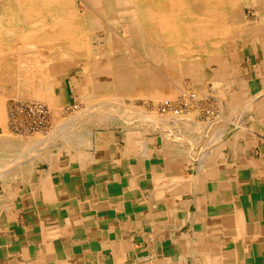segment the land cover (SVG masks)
<instances>
[{
    "label": "crops",
    "instance_id": "crops-1",
    "mask_svg": "<svg viewBox=\"0 0 264 264\" xmlns=\"http://www.w3.org/2000/svg\"><path fill=\"white\" fill-rule=\"evenodd\" d=\"M252 41L185 65L217 102L215 131L196 106L182 119L143 107L159 125L104 118L86 143L0 167V264H264V49ZM3 142L0 165L15 157Z\"/></svg>",
    "mask_w": 264,
    "mask_h": 264
},
{
    "label": "rangeland",
    "instance_id": "rangeland-1",
    "mask_svg": "<svg viewBox=\"0 0 264 264\" xmlns=\"http://www.w3.org/2000/svg\"><path fill=\"white\" fill-rule=\"evenodd\" d=\"M64 1L67 2V4L65 5H67L69 12L72 13L77 12L79 14H83L87 9V6L89 7V11L95 12L92 6H89L87 4V0H64ZM158 1L156 0L158 4L156 3L157 5L154 6L152 5V3H150L151 0H142L141 9H145V7L147 6L148 7L153 6L154 10L158 9L157 11H160L161 13H163V15L170 16V18H173L172 21L174 23L175 28L179 30V33L175 34L177 35L176 36L177 38H171V35L169 36L167 33H166L167 36L165 34L156 35L158 32L153 27V25L143 20H141V24H142L141 29L144 31V33L143 31L140 32V30H137L134 26L131 25L132 22L131 20L121 16V12L125 8L131 7V3H129V0H104L105 4L103 8V15L94 13L95 15L96 14L98 15L97 19L82 20L78 18L72 21V26H74L75 28L78 27L77 29L81 31L80 33L82 35L85 34L88 37L89 39L88 48L90 50L89 54L77 53L75 54L74 57H72V55L70 54L72 48L71 46H69V44H67V41H65L66 43L64 41H62L61 43L60 41H57V43L53 41L50 42L51 40L49 41V38H52V34L50 33H55V31L49 30L48 27L51 25L53 19L57 18L58 16H61L62 13L61 11H59L60 6L52 5L50 7H45L41 4V1L30 4L28 2H24V0H20V2H15V0H6V2L5 0H0V23L1 20L3 23V25L2 23L0 24V41H1L0 62L1 64L7 62V64H4V66H1L0 64V111H7V126H6L7 131L9 130L8 132L11 134L13 133L12 135L19 138V140L24 139V141L27 143H25L24 141L23 143L26 144L27 148H29L30 150H32L31 147L33 148V146H35L34 148H36L37 145L41 146L40 148L39 146L37 147L39 149H35L37 151L34 150L35 151L34 156L35 155L42 156L47 151V148L44 147L50 145V143H51L50 145L51 149H55V151L61 145L65 146L75 143L76 144L86 143L87 140L85 136H87L88 134L87 137L89 138L90 135L88 130H90L91 127L93 128L96 125V123L100 124V122L104 118L110 119L111 120L110 122H112L113 124H119L120 122L125 123L126 122L124 121L125 118L121 120L120 112L122 113L131 112L129 111L130 109L128 107L132 105L137 108H143L145 107V105L146 107L150 106V108L149 107L147 108V111H151L152 108L155 109L156 105H153V103H155L153 100L150 102L149 99L145 97H138V96L136 97L134 94L132 98L125 99V97L124 98L121 97L122 99L121 101L120 98L116 97L114 94L116 93L114 91V87L118 85V83L114 82L113 80L114 78L112 79L113 81L110 82L111 85L113 86V90L110 88L107 89L108 90L107 91L106 89L103 88V86H108V84L106 85L101 84L102 88L100 89V91L95 90L90 97H88L87 95V85L92 80L94 79L97 80V78L98 79L100 78L95 75L97 74L96 70L103 68L104 65L106 64L105 66L107 67L106 70H108L107 71L108 75L112 73H119V72H124L125 70H129V72L133 74V79H134V76H137L139 78L140 74L143 73L144 76H146V78H143V80L144 81L147 80V82H144L143 84L139 82V84L137 83V85L133 83V86L134 88H136V86L137 88H139L142 85H144L145 87H150L154 82H156V77H154L153 75L154 72L157 71V69L154 68L155 66L153 67L154 62H152L151 65L150 61L148 60L147 62L145 61V59L143 58L145 54L143 53V51H141L140 49L141 46L137 40H140L139 38H142L141 40L145 43L144 47L147 48L148 45L150 46L152 45V43L153 44L157 43V40L159 41L157 37H160L161 40L163 39L162 43L164 42V48L167 50V54H168L167 57H169L168 59L171 62L169 67H159L160 71L165 75L163 76L165 85L170 87V89L176 95V96L171 95V99L168 98L169 101L171 100L173 104L176 103L175 105L179 109L183 108V111H185V113L186 111H188V109L189 110L193 109V107L196 106L195 109L197 111L200 110L202 112L200 116L201 118L205 119L207 124L210 125L212 122H215L210 120L211 118L208 116L209 111L219 110V108H216L218 106L214 96L208 93L200 94L195 91V88L192 87L191 80L186 75L185 65L188 62L198 63L199 60L204 63L206 57L211 56L214 53L219 55H225L232 48L247 46L252 40L255 41V37L252 36L254 31L257 30L261 31L264 37L263 34L264 15L262 14V17H260L250 6L240 4L238 5L239 8L238 6L237 8L241 15V20L246 22L248 25H245L242 28L240 27L236 28L234 26V28L232 29L230 27L228 30L224 29L225 31L221 29L222 31L220 30L219 33L215 35L214 34L211 35V37L207 39L208 40L207 42V40L203 41L202 40L203 38L199 39V37L195 35L198 30L202 31V28L197 29L193 26V24L200 22L199 27L203 26L202 23L203 20H201V18L207 17L205 16V14L206 12L209 11L208 8L211 5L210 3L212 2L206 4L204 2L205 0H190V1L182 0V2L184 3H182L180 6L178 4H175L170 7L168 3L166 4L162 0H158ZM185 3L187 6L185 5ZM30 8L33 10V13L32 14L30 13L28 15L25 11H27ZM48 10L50 13L48 12ZM224 11H225L224 13L226 14L224 16H228L229 10L226 11L225 9ZM43 16H45L46 20L44 19ZM25 18L27 22L25 21ZM10 23L13 24L11 25ZM96 24H101V27L99 28V26L98 25L96 26ZM186 24H191L193 26L191 28V35L186 34L182 31V29L185 27ZM146 25L149 26L150 28L147 27ZM219 27L220 24L217 21L213 20L212 23H208L207 28L211 31H214V29H216L217 31L218 29H220ZM19 33L21 34V36ZM16 35H18L19 37H17ZM8 37L10 38V40ZM15 37H17L18 39ZM24 37H26L24 40L25 42L22 40V38ZM15 39H17L16 42ZM211 40L215 41L217 45L214 43V45L216 46L213 47L211 45ZM229 40H232V42H234L233 45L235 46L228 47L227 42H229ZM45 42L47 44H45ZM15 43L17 45H14ZM251 43H253V41ZM63 45H66V47H64ZM108 47L110 48L108 49ZM181 49H185L184 51H186V53L183 52ZM215 49L216 52L214 51ZM16 51L18 52L16 53ZM30 51L32 53H30ZM28 52L30 54H28ZM148 63H149V67L147 69L145 64ZM178 65H180V67ZM94 85L95 84H93V86ZM29 86H31L30 89ZM208 87L212 88L213 85ZM44 88H47L49 90L48 92L50 93L51 99L53 101L52 106H49L45 101L42 102L39 100L36 101V99L33 98L32 95L33 93L39 92V90L42 91L44 90ZM177 90L178 92L176 93ZM48 92H46V94H48ZM120 95L123 96L124 92L121 93ZM193 95L194 97L196 96L197 98L196 97H195L196 99L190 98V96ZM216 98L218 99V97ZM172 99L174 101H172ZM25 100L27 103L25 102ZM181 100L186 101L187 103L186 107ZM112 102L113 103L115 102L116 104H113ZM21 103L23 105H21ZM27 104L28 106L30 104H40L43 107L44 111L46 112L48 111L47 120L49 119V121H47L42 126L38 125L39 121L36 116L37 112L31 113L30 112L31 109L28 108ZM117 104L120 106L118 107ZM89 105L93 107H97V105L98 106L101 105V108H99L100 111L98 109L93 110V108L89 107ZM107 106H109L110 108L111 107L119 108L122 109L123 111L122 110L118 112L111 111V109H109V107ZM155 113L159 115L157 111H155ZM88 114L89 116H87ZM85 115L88 117V121L90 119L89 117H92L90 123L89 122L86 123V119H83ZM129 115L130 114H128V117ZM33 116H35L34 122H32ZM160 116L164 117L170 115H160ZM67 118L68 120L66 121ZM62 120L65 122H63ZM98 120L101 121L99 122ZM68 121L69 123L70 121L73 122L70 123L71 126L75 124L73 126L74 130H72L73 127L72 129L70 127L66 128V123ZM82 122H85L86 124ZM77 133L79 134L77 135ZM38 134L41 135L38 138H36ZM44 139H45V144L43 142ZM35 142L36 143L39 142V143L36 144ZM30 143H34V145L32 146ZM24 144L21 145V147L18 148L15 147L17 150L14 156L16 155L18 156V151L22 152V150L25 148ZM42 144L46 146H42ZM12 159L13 158L11 157L9 161L10 163L11 161H13ZM1 163H2L0 166L1 168L2 167L7 168L8 165H10V163H8V159H4L3 162ZM4 163H6L5 164L6 166H4ZM12 163H15L17 170L20 169V166H18L19 163L17 162L16 158H15V162L13 161Z\"/></svg>",
    "mask_w": 264,
    "mask_h": 264
},
{
    "label": "bare ground",
    "instance_id": "bare-ground-1",
    "mask_svg": "<svg viewBox=\"0 0 264 264\" xmlns=\"http://www.w3.org/2000/svg\"><path fill=\"white\" fill-rule=\"evenodd\" d=\"M41 1V4L43 5V6H45V7H50V6H52V5H58V6H60V8H59V11H61V16H58L57 18H55V19H53L52 20V23H51V25L48 27V29L49 30H51V31H55V33H50V34H52V38H49V41L50 42H55V43H57V41H60V43L62 42V41H67V44H69V46H71V48H72V51H71V55H72V57H74L75 56V54H80V53H82V54H89V52H90V50H89V39H88V37L85 35V34H81L80 32V30H78L77 28L78 27H74V26H72V21H74V20H76V19H78V18H80V19H82V20H86V19H97V14L95 15L94 13H98V14H101V15H103V8H104V0H87V4L89 5V6H92V8H93V10L95 11V12H92V11H89V7L87 6V9L85 10V12L83 13V14H79V13H77V12H75V13H72V12H69V10H68V8H67V5H65V4H67V2H65L64 0H24V2H28V3H30V4H32V3H35V2H40ZM141 1L142 0H129V3H131V7H128V8H125L122 12H121V16H123L124 18H127V19H129V20H131L132 22H131V25L132 26H134L137 30H140V32H142L143 30L141 29V20H143V21H147L148 23H151L152 25H153V27L156 29V31L158 32L156 35H161V34H165L166 35V33L170 36L171 35V38H177L176 36L177 35H175V34H178L179 33V30L178 29H176L175 28V26H174V23H173V21H172V19L173 18H170V16H166V15H163V13H161L160 11H157L156 9L154 10L153 9V6H151V7H145V9H141L142 8V4H141ZM158 1V0H157ZM164 3H168L169 4V6L171 7V6H173V5H175V4H178L179 6L182 4V3H184V2H182V0H162ZM190 1V0H189ZM5 2H6V0H5ZM15 2H20V0H15ZM159 2V1H158ZM158 2H156V0H151V2L150 3H152V5H154V6H156L157 4H158ZM187 2V1H186ZM206 4H208V3H210V2H212V3H210L211 5L209 6V11L208 12H206V14H205V16H207V17H204V18H201V20H203V26H201V27H199V24H200V22H197V23H194L193 24V26L195 27V28H197V29H199V28H202V31H197L196 32V36H198L199 37V39L200 38H203L202 40L204 41V40H207V39H209V37H211V35H215V34H217V33H219L220 32V30L221 29H229L230 27L233 29L234 28V26L236 27V28H242L243 26H245V25H248L246 22H244L243 20H241V15H240V13H239V11H238V8H239V6L238 5H240V4H244V5H246V6H250L260 17H262V14L264 15V0H205L204 1ZM14 3V2H13ZM73 3V2H72ZM110 3V2H109ZM157 3V4H156ZM112 4V3H111ZM185 5H186V3H185ZM11 6V5H10ZM27 6V5H26ZM187 6V5H186ZM208 6V5H207ZM237 6H238V8H237ZM8 7V6H7ZM6 7V8H7ZM15 7V6H14ZM158 7V6H157ZM189 7V6H188ZM221 7V8H220ZM223 7V8H222ZM28 8V7H27ZM41 8V7H40ZM77 8H78V6H77ZM76 8V9H77ZM174 8V7H173ZM5 9V8H4ZM185 9H186V7H185ZM226 9V11L227 10H229V15L228 16H224V15H226L224 12V10ZM12 10H14V9H12ZM23 10H24V8H23ZM43 10V9H42ZM51 10V9H50ZM68 10V11H67ZM243 10V9H242ZM40 11H41V9H40ZM186 11V10H185ZM7 12V11H6ZM28 15L31 13H33V10L30 8V9H28L27 11H25ZM46 12V11H45ZM44 12V13H45ZM48 12H49V10H48ZM243 12V11H242ZM50 13V12H49ZM59 13V12H58ZM181 13V12H180ZM20 14V13H19ZM37 14H39V13H37ZM228 14V13H227ZM8 15V14H7ZM10 15V14H9ZM13 15V14H12ZM27 15V16H28ZM40 15H42V14H40ZM198 15V14H197ZM2 16V15H1ZM19 17V16H18ZM38 17V16H37ZM44 17V19H45V16H43ZM191 17V16H190ZM23 18V17H22ZM27 18V17H26ZM26 18H25V21H26ZM263 18H264V16H263ZM19 19V18H18ZM29 19V18H28ZM36 19V18H35ZM193 19H195V18H193ZM197 19V18H196ZM46 20V19H45ZM44 20V21H45ZM213 20H215V21H217L219 24H220V29H218L217 31H216V29H214V31H211V30H209L207 27H208V23H212V21ZM20 21V20H19ZM24 21V20H23ZM175 21V20H174ZM17 22V21H16ZM27 22V21H26ZM90 22V21H89ZM1 23H2V20H1ZM0 23V24H1ZM41 23V22H40ZM145 23V22H144ZM11 24V23H10ZM13 24V23H12ZM11 24V25H12ZM17 24V23H16ZM150 24V25H151ZM2 25H3V23H2ZM7 25V24H6ZM42 25V24H41ZM99 26V28L101 27V24H96V26ZM215 25V24H214ZM217 25V24H216ZM14 26V25H13ZM22 26V25H21ZM92 26V25H91ZM147 26V25H146ZM191 24H186L185 25V27L182 29V31L184 32V33H186V34H189V35H191V28L193 27ZM212 26V25H211ZM4 27V26H3ZM12 27V26H11ZM10 27V28H11ZM27 27V26H26ZM42 27V26H41ZM47 27V26H46ZM45 27V28H46ZM147 27H149V26H147ZM13 28V27H12ZM19 28V27H18ZM45 28H43V29H45ZM150 28V27H149ZM194 28V29H195ZM204 28V29H203ZM89 29V28H88ZM179 29H181V28H179ZM21 30V29H20ZM24 30V29H23ZM26 30V29H25ZM48 30V31H49ZM41 31V30H40ZM39 31V32H40ZM47 31V32H48ZM121 31V30H120ZM222 31V30H221ZM225 31V30H224ZM223 31V32H224ZM9 32V31H8ZM42 32V31H41ZM57 32V33H56ZM194 32H195V30H194ZM23 33V32H22ZM35 33V32H34ZM143 33H144V31H143ZM20 34V33H19ZM18 34V35H19ZM32 34V33H31ZM36 34V33H35ZM264 34V33H263ZM12 35V34H11ZM18 35H16L17 37H19ZM33 35V34H32ZM47 35H48V33H47ZM229 35V34H228ZM227 35V36H228ZM231 35V34H230ZM4 36V35H3ZM7 36V35H6ZM14 36V35H13ZM12 36V37H13ZM20 36H21V34H20ZM105 36V35H104ZM167 36V35H166ZM253 37H255V42H256V44H257V46L260 48V49H264L263 47H264V38L262 37V32L261 31H254L253 32V35H252ZM5 37V36H4ZM17 37H15V38H17ZM36 37V36H35ZM141 37V36H140ZM157 37V36H156ZM183 37H184V35H183ZM9 38V37H8ZM25 38L26 37H24V38H22V40L24 41L25 40ZM48 38V37H47ZM158 39H159V41L157 40V43H155V44H153L152 43V45H148V47L147 48H145L144 46H145V43L141 40L142 38H139L140 40H137L138 41V43L140 44V49H141V51H143V53L145 54V56H143V58L145 59V61L147 62V60L148 61H150V64L152 63V62H154L153 63V67L154 68H156L157 69V71H155L154 72V77H156V82H154L150 87H145L144 85H142L141 87H139V88H137V86H136V88H134V86H133V83H135L136 85H137V83L139 84V82L140 83H144V82H147V80L146 81H144L143 80V78H146V76H144V74L142 73V74H140V77L138 78L137 76H134V79H133V74L131 73V72H129V70H125L124 72H119V71H117V72H119V73H112V74H110V75H108L107 74V71L108 70H106V64L104 65V67L103 68H100V69H98V70H96L97 71V74H95L96 76H98V77H100L99 79L97 78V80H92L88 85H87V95H88V97H90L93 93H94V91L95 90H98V91H100V89L102 88V85H106V84H108V86H103V88L104 89H112L113 90V86L111 85V83L110 82H112L113 80H114V82L115 83H118V85H116L115 87H114V91L117 93H114L115 94V96L116 97H119L120 98V100L122 101V99H121V97H125V99H127V98H132L133 97V94L137 97H145V98H147V99H149V101L151 102L152 100L155 102V103H153V105H156V108L155 109H151V111H157V109H159V106L160 105H164L165 103H168L169 102V99L168 98H170L171 99V95L172 96H174L175 94L173 93V91L170 89V87H168V86H166L165 85V83H164V78H163V73L160 71V69H159V67H169V65H170V60L168 59L169 57H167V50L164 48V42L162 43V40L160 39V37H157ZM187 38V37H186ZM18 39V38H17ZM17 39H15V42H16V40ZM38 39V38H37ZM6 40V39H5ZM4 40V41H5ZM9 40H10V38H9ZM14 40V39H13ZM165 40V39H164ZM221 40V39H220ZM35 41V40H34ZM42 41V40H41ZM192 41V40H191ZM194 41V40H193ZM199 41V40H198ZM1 42V41H0ZM25 42V41H24ZM30 42V41H29ZM207 42H208V40H207ZM17 43H19V42H17ZM32 43V42H31ZM66 43V42H65ZM133 43H135V42H133ZM184 43V42H183ZM214 43L217 45V43L215 42V41H212L211 40V45L214 47V46H216V45H214ZM222 43V42H221ZM233 43L234 42H232V40H229V42H227V46L228 47H230V46H235V45H233ZM11 44V43H10ZM45 44H47L46 42H45ZM185 44V43H184ZM204 44H207V43H204ZM12 45V44H11ZM14 45H17L16 43L14 44ZM29 45V44H28ZM31 45V44H30ZM193 45H194V43H193ZM251 45V44H250ZM22 46V45H21ZM64 47H66V45H63ZM62 46V47H63ZM221 46V45H220ZM12 47V46H11ZM20 47V46H19ZM61 47V48H62ZM63 47V48H64ZM4 48V47H3ZM30 48V47H29ZM61 48H59V49H61ZM88 48V49H87ZM110 47H108V49H109ZM136 48V47H135ZM2 49V48H1ZM11 49V48H10ZM24 49V48H23ZM31 49V48H30ZM33 49V48H32ZM66 49V48H65ZM64 49V50H65ZM218 49V48H217ZM221 49V48H220ZM29 50V49H28ZM183 52H185L186 53V51H184L185 49H181ZM243 50V49H242ZM26 51V50H25ZM207 51V50H206ZM215 52H216V49L214 50ZM220 51V50H219ZM18 51H16V53H17ZM44 52V51H43ZM172 52V51H171ZM181 52V51H180ZM211 52V51H210ZM30 53H32L31 51H30ZM29 52H28V54H30ZM100 54V53H99ZM209 54V53H208ZM6 55V54H5ZM186 55V54H185ZM4 56V55H3ZM172 56V55H171ZM212 57H215L214 59H217V58H219L218 57V54H216V53H214L213 55H211V60H213L212 59ZM202 58V57H201ZM76 59V58H75ZM90 59V58H89ZM171 59V58H170ZM175 60V59H174ZM197 60V59H196ZM199 60V59H198ZM8 61V60H7ZM13 61V60H12ZM192 61V60H191ZM194 61H195V59H194ZM10 62V61H9ZM18 62V61H17ZM0 64H1V62H0ZM4 64H7V62H5ZM173 64H175V63H173ZM152 65V64H151ZM187 65V64H186ZM1 66H2V64H1ZM145 66L147 67V69H148V67H149V63L148 64H145ZM179 67H180V65H178ZM192 67H193V65H191ZM142 67V66H141ZM158 67V68H157ZM175 68V67H174ZM194 68V67H193ZM195 69V68H194ZM145 71V70H144ZM57 72V71H56ZM209 72V71H208ZM194 73V72H193ZM65 74V73H64ZM231 75H233V74H231ZM37 76V75H36ZM212 76H214V75H212ZM39 77V76H38ZM149 77H150V74H149ZM36 78V77H35ZM64 78H66V77H64ZM114 78V79H113ZM7 79V78H6ZM39 79H41V78H39ZM43 79V78H42ZM113 79V80H112ZM210 79V78H209ZM208 79V80H209ZM19 80V79H18ZM186 81V80H185ZM184 81V82H185ZM235 81V80H234ZM17 82V81H16ZM53 82V81H52ZM236 82V81H235ZM207 83V82H206ZM30 84V83H29ZM50 84V83H49ZM93 84H95L94 86H93ZM102 84V85H101ZM41 85H42V83H41ZM96 86V87H95ZM30 87L31 86H29V89H30ZM68 87V86H67ZM83 87V86H82ZM198 87V86H197ZM207 88V87H206ZM48 92L49 90L47 89V88H44V90H39V92H35V93H33L32 95H33V98H35L36 99V101L37 100H39V101H45L49 106H52L53 105V101H52V99H51V96H50V93L48 92V94H46V92ZM108 91V90H107ZM170 91H172V92H170ZM193 91V90H192ZM196 91V90H195ZM102 92V91H101ZM124 92V95L122 96V95H120L121 93H123ZM173 93V94H172ZM177 93V92H176ZM180 93V92H179ZM187 93V92H186ZM198 93V92H197ZM200 93V92H199ZM129 94V95H128ZM67 95V94H66ZM178 95V94H177ZM180 95H183V94H180ZM192 95V94H191ZM72 96V95H71ZM82 96V95H81ZM113 96V95H112ZM176 96V95H175ZM189 96V95H188ZM193 97H194V95H193ZM196 97V96H195ZM32 98V99H33ZM53 98V97H52ZM68 98V97H67ZM101 98V97H100ZM135 98V97H134ZM182 98H183V96H182ZM197 98V97H196ZM195 98V99H196ZM199 98H201V97H199ZM2 99V98H1ZM27 99V98H26ZM80 99V98H79ZM143 99V98H142ZM151 99V100H150ZM163 99V100H162ZM179 99H181V98H179ZM178 99V100H179ZM21 100V99H20ZM98 100H100V99H98ZM104 100V99H103ZM106 100V99H105ZM108 100V99H107ZM136 100V99H135ZM141 100V99H140ZM160 100H162V101H160ZM32 101V100H31ZM120 101V102H121ZM157 101V102H156ZM172 101H174L173 99H172ZM25 102H26V100H25ZM94 102V101H93ZM96 102V101H95ZM104 102H106V101H104ZM134 102V101H133ZM142 102V101H141ZM170 102H171V100H170ZM175 102H176V99H175ZM27 103V102H26ZM29 103V102H28ZM36 103V102H35ZM108 103V102H107ZM113 103V102H112ZM149 103V102H148ZM14 104V103H13ZM45 104V103H44ZM64 104V103H63ZM113 104H116L115 102L113 103ZM119 104H121V103H119ZM134 104H136V103H134ZM176 104V103H175ZM21 105H23L22 103H21ZM20 105V106H21ZM82 105V104H81ZM104 105V104H103ZM27 106H28V104H27ZM55 106V105H54ZM59 106V105H58ZM115 106V105H114ZM117 106L119 107L120 105H118L117 104ZM23 107V106H22ZM89 107H91V108H93V110H95V109H98L99 111H100V109L99 108H101V105L100 106H98L97 105V107H93V106H91V105H89ZM104 107V106H103ZM107 107H109V106H107ZM116 107V106H115ZM149 108H150V106H148ZM21 108V107H20ZM60 108V107H59ZM62 108H63V106H62ZM122 108V107H121ZM130 110L129 111H131V112H129V113H122V112H120V117H121V120H123L124 118H125V120L124 121H126V120H128L127 118H132L134 121L137 119H139V120H141V121H148L149 123H152V122H157L159 119L157 118V119H155V116L152 114V113H150V114H143V115H140V117L139 116H136L137 114H138V112L136 113V111H143V110H141V109H139V108H137V107H135V106H130V107H128ZM145 108H146V105H145ZM262 108V107H261ZM18 109V108H17ZM107 109V108H106ZM109 109H111V111H120V110H122V109H119V108H110L109 107ZM124 109H125V107H124ZM66 110V109H65ZM128 110V109H127ZM189 110V109H188ZM191 110V109H190ZM189 110V111H190ZM88 111V110H87ZM90 111V110H89ZM101 111H102V109H101ZM123 111V110H122ZM200 111V110H199ZM262 111V110H261ZM0 112H2V111H0ZM48 112V111H47ZM107 112V111H106ZM201 112V111H200ZM254 112V111H253ZM64 113V112H63ZM139 113H141V112H139ZM185 113V112H184ZM128 114H130L129 115V117H128ZM132 114H134V115H132ZM142 114V113H141ZM92 115V114H91ZM90 115V116H91ZM124 115H126V116H124ZM235 115V114H234ZM5 116V115H4ZM4 116H2V115H0V127H2L3 128V134L0 136V140H3L4 142L3 143H7V144H9L10 146H12V149H14V153H16V148H18V147H21V145H23L24 143H23V141H24V139L22 140H19V138H17L16 136H13L11 133H9L8 131H7V127H5V118H4ZM14 116V115H13ZM48 116V115H47ZM46 116V117H47ZM86 116V115H85ZM84 116V118L83 119H86V123L87 122H89L90 123V121H91V118L92 117H89L90 119H89V121H88V117L87 116H89V114L85 117ZM182 116L183 115H173L171 118H173V117H176V118H178V119H182ZM238 116V115H237ZM262 116V115H261ZM9 117H10V115H9ZM21 117V116H20ZM119 117V118H120ZM170 117V116H169ZM169 117H168V119H169ZM14 118V117H13ZM104 118V117H103ZM12 119V118H11ZM78 119V118H77ZM98 119H99V117H98ZM155 119V120H154ZM163 119H167V118H163ZM167 119V120H168ZM184 119V118H183ZM195 119V118H194ZM193 119V120H194ZM226 119V118H225ZM7 120V119H6ZM13 120V119H12ZM60 120V119H59ZM68 120V118L66 119V121ZM161 120V119H160ZM159 120V121H160ZM188 120V119H187ZM210 120H212V121H215V122H212L211 124H210V129H213L214 131H215V129H216V127H218V125H219V118L217 117V118H215V119H210ZM236 120V119H235ZM47 121H49V119L47 120ZM63 121V120H62ZM129 122L131 121V120H128ZM164 120H162V124L164 123L163 122ZM166 121V120H165ZM170 121V120H169ZM185 121V120H184ZM189 121V120H188ZM63 122H65V121H63ZM72 121H70V123H71ZM95 122V121H94ZM175 122V121H174ZM10 123V122H9ZM13 123V122H12ZM70 123H69V121L66 123V128H71L72 129V127L75 125H73V126H71L70 125ZM73 123V122H72ZM82 123H85V122H82ZM85 123V124H86ZM88 123V124H89ZM96 123V122H95ZM132 123V122H131ZM158 123V122H157ZM173 123V122H172ZM176 124H177V122H175ZM180 123V122H179ZM186 123V122H185ZM165 124H167V123H165ZM170 124V123H169ZM188 124H191V123H188ZM193 124V123H192ZM11 125V124H10ZM90 125V124H89ZM125 125V124H124ZM146 125V124H145ZM158 125H159V123H158ZM13 126V125H12ZM11 126V127H12ZM120 126V125H119ZM160 126H163V125H160ZM177 126V125H176ZM64 127V126H63ZM96 127H97V125H96ZM111 127V126H110ZM172 127V126H171ZM174 127V126H173ZM29 128V127H28ZM39 128V127H38ZM113 128V127H112ZM126 128V127H125ZM60 129H61V127H60ZM64 129V128H63ZM108 129V128H107ZM120 129V128H119ZM147 129V128H146ZM159 129V128H158ZM201 129V128H200ZM13 130V129H12ZM72 130H74V127H73V129ZM92 130V129H91ZM105 130V129H104ZM124 130V129H123ZM149 130V129H148ZM170 130V129H169ZM195 130H197V129H195ZM229 130V129H228ZM227 130V131H228ZM56 131V130H55ZM80 131V130H79ZM108 131V130H107ZM142 131V130H141ZM192 131V130H191ZM203 131V130H202ZM210 131V130H209ZM212 131V130H211ZM226 131V132H227ZM72 132V131H71ZM75 132H77V131H75ZM85 132V131H84ZM103 132V131H102ZM178 132V131H177ZM182 132V131H181ZM67 133H69V132H67ZM86 133V132H85ZM123 133V132H122ZM125 133V132H124ZM123 133V134H124ZM179 133V132H178ZM1 134V133H0ZM79 133H77V135H78ZM81 134V133H80ZM199 134V133H198ZM201 134H202V132H201ZM41 134H38L37 135V137L36 138H38L39 136H40ZM72 135V134H71ZM102 135V134H101ZM106 135V134H105ZM154 135V134H153ZM24 136V135H23ZM43 136V135H42ZM52 136H53V134H52ZM62 136V135H61ZM70 136V135H69ZM87 136H88V134H87ZM87 136H85L86 137V140L88 139V137ZM89 136H91V135H89ZM122 136V135H121ZM171 136H172V134H171ZM198 136V135H197ZM66 137H67V135H66ZM182 137V136H181ZM202 137V136H201ZM52 138V137H51ZM54 138V137H53ZM56 138V137H55ZM60 138H62V137H60ZM76 138V137H75ZM125 138V137H124ZM196 138V137H195ZM194 138V139H195ZM222 138V137H221ZM50 139V138H49ZM182 139H183V137H182ZM201 139V138H200ZM34 140V139H33ZM43 140V139H42ZM41 140V141H42ZM48 140V139H47ZM70 140H72V139H70ZM176 140V139H175ZM190 140H192V139H190ZM37 141V140H36ZM41 141H40V143H41ZM58 141V140H57ZM68 141V140H67ZM177 141H178V139H177ZM186 141V140H185ZM25 142V141H24ZM30 142H32V141H30ZM44 144H45V139H44ZM48 142V141H47ZM51 142V141H50ZM25 143H27V142H25ZM36 143V142H35ZM39 142H37L36 144H38ZM52 143H54V142H52ZM68 143V142H67ZM115 143V142H114ZM124 143V142H123ZM186 143V142H185ZM215 143V142H214ZM2 144V143H1ZM32 146L34 145V143H30ZM44 144H42V146H46V145H44ZM65 144V143H64ZM92 144V143H91ZM178 144V143H177ZM50 145H51V143H50ZM50 145H47L46 147H44V148H47V151L45 152V154H43L42 156H34V154H35V151H37V150H35V149H39L41 146H39V145H37V147L39 146V148H34L35 146H33V148L31 147V149L32 150H30L29 148H27V146H26V144H24V146H25V148L24 147H22V148H24L23 150H22V152L21 151H18V156L16 155L15 157H13L14 159L16 158L17 159V162L19 163V165L18 166H20V168H21V170H24L25 168H23V167H25V166H31V165H35V163L37 162V161H39V160H41V158H49V159H51L52 157L54 158V152H55V149H51V147H50ZM74 145V144H73ZM93 145V144H92ZM142 145V144H141ZM194 145H195V143H194ZM3 146H5L4 144H3ZM69 146H71V145H69ZM68 146V147H69ZM138 146V145H137ZM145 146V145H144ZM184 146H186V145H184ZM192 146V145H191ZM16 147V148H15ZM49 147H50V149H49ZM2 148V147H1ZM5 148V147H4ZM8 148V147H7ZM140 148H142V147H140ZM180 148V147H179ZM191 148H193V147H191ZM30 151H29V150ZM49 149V150H48ZM91 149V148H90ZM177 149V148H176ZM223 149V148H222ZM221 149V150H222ZM35 150V151H34ZM59 150V149H58ZM102 150V149H101ZM108 150V149H107ZM142 150V149H141ZM33 151H34V153H33ZM92 151V150H91ZM99 151V150H98ZM143 151V150H142ZM142 151H140V153H142ZM185 151V150H184ZM215 150H212V148H211V146H209V145H206V147H203L202 148V150H201V155H203V156H208V155H211V154H213V152H214ZM223 151V150H222ZM40 152V151H39ZM64 152V151H63ZM69 152V151H68ZM95 152V151H94ZM175 152V151H174ZM190 152V151H189ZM226 152V151H225ZM140 153H139V155H140ZM145 153V152H144ZM184 153V152H183ZM188 153V152H187ZM198 153H200V152H198ZM109 154V153H108ZM136 154V153H135ZM185 154V153H184ZM195 154H197V152L195 153ZM138 155V154H137ZM12 156V155H11ZM81 156V155H80ZM188 156V155H187ZM144 157V156H143ZM9 158V157H8ZM7 159V158H6ZM14 159H13V161H14ZM47 159H45L46 161H47ZM131 159H133V158H131ZM137 159H139V157L137 158ZM97 161V160H96ZM130 161V160H129ZM134 161V160H133ZM15 162V161H14ZM42 163V162H41ZM125 163V162H124ZM126 163H127V161H126ZM2 164V163H1ZM6 163H4V166H6L5 165ZM48 164V163H47ZM198 164V163H197ZM7 165H8V163H7ZM10 165H11V163H10ZM9 165V166H10ZM1 166V165H0ZM37 166V165H36ZM48 166V165H47ZM178 166V165H177ZM160 167V166H159ZM194 167V166H193ZM48 168V167H47ZM18 169H19V167H18ZM28 169V168H27ZM32 170H33V168H31ZM133 169V168H132ZM11 170V169H10ZM244 170V169H243ZM27 171V170H26ZM239 171V170H238ZM11 172V171H10ZM57 172V171H56ZM136 172V171H135ZM9 173V172H8ZM3 174H4V171H3ZM140 175V174H139ZM168 175V174H167ZM166 175V176H167ZM190 175V174H189ZM4 176V175H3ZM15 176H17V175H15ZM183 176V175H182ZM29 177V176H28ZM136 183V182H135ZM205 187V186H204ZM4 188V187H3ZM193 193V192H192ZM17 197V196H16ZM2 200V199H1ZM185 212V211H184ZM7 215V214H6ZM3 237V236H2ZM146 264V263H145Z\"/></svg>",
    "mask_w": 264,
    "mask_h": 264
},
{
    "label": "built area",
    "instance_id": "built-area-1",
    "mask_svg": "<svg viewBox=\"0 0 264 264\" xmlns=\"http://www.w3.org/2000/svg\"><path fill=\"white\" fill-rule=\"evenodd\" d=\"M190 98L193 99L195 97L190 96ZM181 101L186 107L187 106L186 101L185 100H181ZM28 108L31 109L30 111L31 113L37 112L36 116L39 121L38 125L42 126L47 122V117H46L47 112L43 110V107L40 104H30ZM157 112L159 113V115H170V116L175 115L176 116V115H183L185 111H183V108L179 109L175 104L169 101L168 103H165L164 105H160L159 109H157ZM208 114H209L208 116L211 119H215L218 117V114L215 111H209ZM32 120H33L32 122L35 121V116H33Z\"/></svg>",
    "mask_w": 264,
    "mask_h": 264
}]
</instances>
